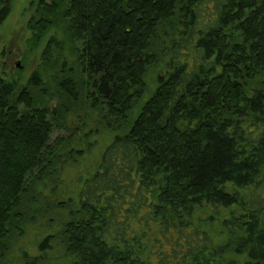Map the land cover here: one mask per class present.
Wrapping results in <instances>:
<instances>
[{"label": "trees", "instance_id": "1", "mask_svg": "<svg viewBox=\"0 0 264 264\" xmlns=\"http://www.w3.org/2000/svg\"><path fill=\"white\" fill-rule=\"evenodd\" d=\"M33 1L31 41L47 38L48 60L73 47L80 76L67 70L50 111L36 74L27 86L0 74L2 253L58 176L71 139L52 136L83 96L121 134L24 264L56 241L71 264H264V0Z\"/></svg>", "mask_w": 264, "mask_h": 264}, {"label": "rangeland", "instance_id": "2", "mask_svg": "<svg viewBox=\"0 0 264 264\" xmlns=\"http://www.w3.org/2000/svg\"><path fill=\"white\" fill-rule=\"evenodd\" d=\"M36 5L33 0H13L7 18L0 22V74L22 86H27L31 77L36 74L37 79H40V83L37 84H40V90H36L35 95H42L40 98L42 97L49 110L56 111L61 102L58 95H55L58 82L62 76L68 74L69 69L79 77L80 68L76 56L72 54L73 47L64 45L60 53L53 49L48 60L44 56L47 38L38 44L31 41L32 32L28 28V22L34 14ZM52 36H59L58 29ZM156 77L158 75L155 69L148 77L151 91L155 89ZM149 94H146L143 100L149 97ZM137 106L136 113L140 104ZM134 116L135 113L132 114V118ZM62 118L67 128L56 130L52 139L61 137L71 139V142L62 152L64 160L59 167V174L55 180L54 178L49 180L45 187L34 189L37 204L27 208L29 223L26 230L22 236L12 237L7 252L2 253L0 250V264H24V253L29 258L41 255L39 249L41 242L48 235H57L61 230L69 219V211L76 209L80 202V191L84 181L95 174L105 148L121 134L113 123L104 119V112L100 108H93L90 101L83 96L66 104V112ZM71 151L73 153L70 156ZM77 151L82 152L77 154ZM61 202H67V206L59 207L58 203ZM214 212L212 210L211 215ZM205 214L202 216H206ZM53 245L52 250L44 253L47 259H41L40 264H71L65 258L58 241ZM239 256L241 257L235 256V259L240 262L245 259L243 255Z\"/></svg>", "mask_w": 264, "mask_h": 264}, {"label": "water", "instance_id": "3", "mask_svg": "<svg viewBox=\"0 0 264 264\" xmlns=\"http://www.w3.org/2000/svg\"><path fill=\"white\" fill-rule=\"evenodd\" d=\"M18 66H19V64H18Z\"/></svg>", "mask_w": 264, "mask_h": 264}]
</instances>
